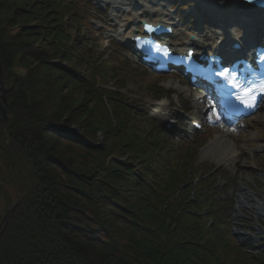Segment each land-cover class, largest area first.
Masks as SVG:
<instances>
[{"label": "trees", "instance_id": "obj_1", "mask_svg": "<svg viewBox=\"0 0 264 264\" xmlns=\"http://www.w3.org/2000/svg\"><path fill=\"white\" fill-rule=\"evenodd\" d=\"M81 7L0 0L2 78L13 110L0 122V178L21 199L0 227V264H259L228 235L221 202L202 191L206 181L195 184L198 202L188 201L202 171L190 170L194 148L166 161L159 126L104 88L136 76L83 43ZM72 11L77 25L65 19ZM145 90L164 96L154 84ZM149 148L161 153L153 158Z\"/></svg>", "mask_w": 264, "mask_h": 264}, {"label": "rangeland", "instance_id": "obj_2", "mask_svg": "<svg viewBox=\"0 0 264 264\" xmlns=\"http://www.w3.org/2000/svg\"><path fill=\"white\" fill-rule=\"evenodd\" d=\"M153 1L158 3V7L169 11L170 5H172L170 3L180 7L178 11L176 8L171 9V11L175 15L176 20H180L176 12L181 15L182 20H180L179 25H181L183 32L188 30L193 32L196 28H201L200 32L203 35H209L210 28L207 27L209 26L206 23L207 19H205V22L200 17L202 14L201 10H204L205 7L201 0ZM79 2L82 6L91 8L90 14L92 18L82 13V17L86 19V25L82 29V36H80L83 43L87 46L89 45L95 53L97 51L104 53V59L107 61L115 58L114 62L119 65L122 61L128 64L131 70L134 71V76H136L135 79H132L131 76L129 81L127 80L130 84L126 87H119L115 82L109 81L110 83L108 84L104 83V88L108 87L109 90L120 91L122 95H126L131 107H136L139 111L149 116L150 119H153L154 126H160L161 130L164 127L160 120L156 118V114L160 112L162 106L168 105V103L172 104L173 112L171 115L178 123L176 124L177 127L174 126L172 131L168 132L169 135H167L169 137L164 134V137L160 139L161 142L164 141V144H161L164 147L162 152L164 159L167 161L173 152L188 146L194 148L190 156L191 159L188 161L190 170H202L200 176L193 179L194 188H192L188 201L198 202L199 194L195 184L206 181L202 191L213 198L215 202H221V207L227 215V222L231 223L228 235L233 237L236 245L245 250L246 256L252 257L259 264H264V207L261 205L262 201H264V150H262L264 149V102L257 115L253 118L236 120L232 126L224 124L213 128L207 127L206 131H202L203 135L197 133L191 136L187 132L189 129V115L182 110L192 109L194 111L195 109V115H202L203 113L200 114L199 108L193 103V98L195 95L204 97L207 93L205 91L203 92L206 94L191 91L188 88L190 85L183 79L179 71L161 74L152 71L148 66H142L130 46L123 42L120 35V26L126 21L128 14L119 12V5L124 6L128 10L134 8L133 6H135L134 4L137 0H79ZM115 2L119 3V5H115ZM74 14L72 11L71 15L67 14L65 16V19H70L74 22ZM203 15L208 18L207 13ZM73 24L77 25V22L75 21ZM113 25L115 26L113 27ZM73 35L79 39L76 30H74ZM75 58L77 59L79 56L77 55ZM86 61L90 63L89 59ZM93 61L96 65V60ZM80 65L78 67L87 73L91 69L89 64L86 66L85 63L81 62ZM153 84L161 87L163 93H165L160 100H157L158 97L155 98V93L145 90L147 86ZM138 88L141 91H138ZM1 93L0 89V97ZM112 102L113 100L109 98L104 97L103 99L104 106L107 107L113 122L116 123ZM205 102L206 108L210 107V112L213 113L214 104ZM2 121L5 122L3 116H0V122L2 123ZM71 130H74L76 134L81 131L76 125ZM98 140V146H103L105 140L102 137H99ZM201 142L202 144L200 145ZM152 150L149 148L148 153L153 155V158H156L161 153L160 150L159 152L153 151L154 153ZM232 151L234 153H231ZM160 168L161 166L156 168V170L160 171ZM210 169L213 172L208 173ZM0 185L2 187L0 189V217L4 218L6 210L17 202V195L14 188L1 182V178ZM6 191L11 193V195L5 193ZM240 191L248 193L254 200H257L256 208L260 215L257 216L255 213L248 211L247 207L234 208L235 201L231 197L237 196ZM6 195H10L9 199L6 198ZM244 201L245 205L249 204L247 200Z\"/></svg>", "mask_w": 264, "mask_h": 264}, {"label": "bare ground", "instance_id": "obj_3", "mask_svg": "<svg viewBox=\"0 0 264 264\" xmlns=\"http://www.w3.org/2000/svg\"><path fill=\"white\" fill-rule=\"evenodd\" d=\"M201 1L204 3L205 7L204 10H201L202 14L200 17H202V20H204V13L208 14V18L210 17L208 21V23H210L208 36L203 35L202 32H200L201 28H196L193 32L192 30L183 32L181 25H179V21H177L176 18L174 19V15L171 13V11L165 8L162 11L161 8L158 7V3L154 2L153 0H137V2L134 4L135 6H133L134 8H130L128 10L124 6L115 2L114 4L119 5L120 7L119 12H125L128 14V18L120 26L121 39L132 48L135 46V44L132 43L130 37H132V34L140 35L142 33V19H147L152 22H165L167 25L175 27L174 35L168 36L169 38L166 40L167 43H172L171 46L173 48H176L179 52L183 53L188 47L193 46L197 47L196 55L201 53L209 55L211 46L218 48L223 46L229 50L231 49L229 45H231L233 42L237 41L242 42L243 44V41L247 40L248 36L251 35L254 37L255 34L264 31V16H262L264 15V11L257 9L254 5L250 6L243 1L237 0ZM133 9L134 11H132ZM239 21H242L240 25L243 24L245 26H235L237 22L240 23ZM136 23H138L137 26L135 25ZM225 23H232V36L222 33L220 38L216 37L215 33L219 30L217 26H221L222 29H225L222 27V25ZM114 26L115 25H113V27ZM196 104L200 105L199 103ZM169 107H172V105H164L161 107L160 112H157V118L161 122H164L168 119L166 110H168ZM231 153H234V151ZM231 198H233V201H235L234 208L239 209L242 207H247L248 211L255 213L257 216L260 215L256 208L257 200H254L253 197L248 193L240 191L237 196L235 195V197ZM244 200H247L249 204L245 205ZM261 205L264 207V201H262Z\"/></svg>", "mask_w": 264, "mask_h": 264}, {"label": "water", "instance_id": "obj_4", "mask_svg": "<svg viewBox=\"0 0 264 264\" xmlns=\"http://www.w3.org/2000/svg\"><path fill=\"white\" fill-rule=\"evenodd\" d=\"M2 74H3V67L1 65V58H0V89L2 91L1 93V97H0V116H3V120L4 121H8L9 118V112L12 111V107L10 105V103L8 102V100L6 99V93H7V89L4 88L3 86V78H2ZM17 202L15 204H13L12 206H10L6 211V215L4 216V218L2 219V223L0 225V227L3 224H6L7 221L9 220V218L11 217V215L15 212V209L17 208V206L20 203V196L17 195Z\"/></svg>", "mask_w": 264, "mask_h": 264}, {"label": "snow or ice", "instance_id": "obj_5", "mask_svg": "<svg viewBox=\"0 0 264 264\" xmlns=\"http://www.w3.org/2000/svg\"><path fill=\"white\" fill-rule=\"evenodd\" d=\"M222 74H224V73H222ZM245 95H249V93H245Z\"/></svg>", "mask_w": 264, "mask_h": 264}]
</instances>
